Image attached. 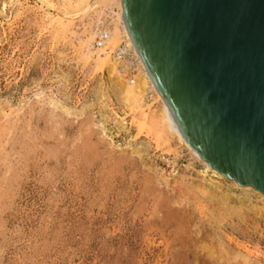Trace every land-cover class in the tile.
I'll return each mask as SVG.
<instances>
[{
  "label": "rangeland",
  "instance_id": "1",
  "mask_svg": "<svg viewBox=\"0 0 264 264\" xmlns=\"http://www.w3.org/2000/svg\"><path fill=\"white\" fill-rule=\"evenodd\" d=\"M51 1L0 0V264H264V196L130 130Z\"/></svg>",
  "mask_w": 264,
  "mask_h": 264
},
{
  "label": "water",
  "instance_id": "2",
  "mask_svg": "<svg viewBox=\"0 0 264 264\" xmlns=\"http://www.w3.org/2000/svg\"><path fill=\"white\" fill-rule=\"evenodd\" d=\"M130 38L185 142L264 195V0H121Z\"/></svg>",
  "mask_w": 264,
  "mask_h": 264
},
{
  "label": "bare ground",
  "instance_id": "3",
  "mask_svg": "<svg viewBox=\"0 0 264 264\" xmlns=\"http://www.w3.org/2000/svg\"><path fill=\"white\" fill-rule=\"evenodd\" d=\"M39 2L49 10H56L51 0H39ZM57 11L56 15L50 13L45 15L40 32L51 33L53 38H57L60 34H72L70 28L74 20H84L80 33L73 34L72 42L76 44L77 59L84 68L99 74L108 72L113 79L116 78L119 103L126 118H129L130 130H135L137 135L148 139L151 144L159 148L170 147L172 141L176 140L179 145L193 153L208 171L225 178L211 169L200 158L198 152L185 142L172 119L169 108L152 84L142 60L134 74H126L116 61V51L122 45L126 47L133 43L123 19L121 0H63L61 9ZM103 33L106 34V38L102 46L97 48L96 39ZM230 181L237 185L234 181ZM247 261L246 264H249Z\"/></svg>",
  "mask_w": 264,
  "mask_h": 264
},
{
  "label": "built area",
  "instance_id": "4",
  "mask_svg": "<svg viewBox=\"0 0 264 264\" xmlns=\"http://www.w3.org/2000/svg\"><path fill=\"white\" fill-rule=\"evenodd\" d=\"M106 38V34L103 33L97 37L95 46L97 48L102 46L103 40ZM116 61L122 66L126 74H134L137 67L140 64L139 54L137 53L133 43L130 45L121 46L115 54ZM142 62V61H141Z\"/></svg>",
  "mask_w": 264,
  "mask_h": 264
}]
</instances>
